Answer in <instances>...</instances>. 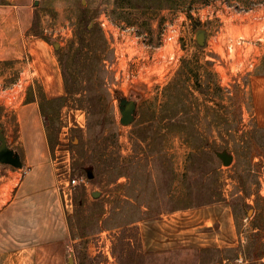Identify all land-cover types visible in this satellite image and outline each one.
<instances>
[{"label":"rangeland","instance_id":"1","mask_svg":"<svg viewBox=\"0 0 264 264\" xmlns=\"http://www.w3.org/2000/svg\"><path fill=\"white\" fill-rule=\"evenodd\" d=\"M18 1L32 4L29 35L45 39L63 77L64 94L55 99L67 103L45 105L46 123L60 179H85L73 189L70 217L78 264H264V126L253 88L264 78V0H174L161 9L131 8V0L0 3ZM65 69L74 95H67ZM19 76L8 73L3 85ZM2 90L0 126L2 103L24 87ZM118 96L137 102L129 126ZM183 123L208 149L194 178L198 158ZM183 199L192 210L228 204L237 243L144 252L140 223L178 211Z\"/></svg>","mask_w":264,"mask_h":264},{"label":"crops","instance_id":"2","mask_svg":"<svg viewBox=\"0 0 264 264\" xmlns=\"http://www.w3.org/2000/svg\"><path fill=\"white\" fill-rule=\"evenodd\" d=\"M34 16L26 1L0 3V89L7 93L24 87L14 102L2 103L1 127L23 167L0 163V264H70L72 257L78 264L70 244L74 188L60 179L37 89L53 100L64 94L63 77L45 39L29 35ZM16 70L20 78L5 87L4 78ZM253 88L258 122L264 126V78ZM140 233L146 253L237 243L234 213L223 203L140 223Z\"/></svg>","mask_w":264,"mask_h":264},{"label":"trees","instance_id":"3","mask_svg":"<svg viewBox=\"0 0 264 264\" xmlns=\"http://www.w3.org/2000/svg\"><path fill=\"white\" fill-rule=\"evenodd\" d=\"M135 1L136 0H131L130 1L131 8H135V9H161V8H163V4L165 2L174 3V0H138V2L143 4V5H139L137 3H134ZM146 2H148V4H151V5H147ZM86 30L88 31V33H92L94 28L93 27L91 28L89 26V24H88L86 26ZM86 48H87V45L82 41L81 42V46L78 48V51H77L78 58L82 59V57L84 56V51H85ZM88 59H90V54L85 52V60H83V61L86 63L88 61ZM63 75H64L65 84H66L67 95L68 96H69V94H71V95L73 94L74 95L75 94L74 91L69 86V85H72V84L69 81L70 77H69L67 69L64 70ZM38 92L40 94V98L43 100L42 104H41V107H42V112H43V115H44L46 121H47L51 111H50V109L48 111L47 108L45 107V105H53V104H58L59 103L60 106H63V105H65L67 103V100L64 97L58 98V99H53V100H48L46 98L45 94L43 93L41 87H38ZM118 98L119 99H127V98H124L122 96H118ZM129 100H131V99H129ZM77 106L81 107V106H83V103L82 102H78ZM184 124L185 123L180 124L179 126H182L184 131H186V134H187L186 136L188 138V141L194 143V145H193L194 151H193V154L191 155V157H192V159L193 158L194 159L198 158V164L199 165H197V167L193 170L192 176H191L192 178H194V176H200L201 175L202 168H203V166H202L203 163L200 162V161H203V159H202L203 155H207L208 154V149H206V147L203 145V143H202L203 146L197 144L198 142H203L202 138L200 137V134H198L197 131H195V129L189 130V128H191V127H189V125H184ZM46 126H47L48 134H49V137H50V145H51L52 151H54L55 147H56V144L54 143L53 138H52V133L50 132L51 128L48 127L47 123H46ZM151 132H155V131H151ZM184 200L185 199H183L182 201H184ZM183 204L184 205L180 206L179 208H177V210H185V209L193 208V207L188 206L186 204V200H185V202ZM200 205L201 204H198L195 207H199Z\"/></svg>","mask_w":264,"mask_h":264},{"label":"water","instance_id":"4","mask_svg":"<svg viewBox=\"0 0 264 264\" xmlns=\"http://www.w3.org/2000/svg\"><path fill=\"white\" fill-rule=\"evenodd\" d=\"M39 2H36L38 5ZM198 43L200 46L205 45L206 35L201 32L197 37ZM55 48L58 50L60 45L58 43L54 44ZM120 110L122 114L121 123L124 126H129L133 124L136 120V111H137V102L129 99H120ZM10 141L6 138L3 128L0 126V163L4 165L12 166L13 168H22L23 163L21 157L14 149H12ZM224 163L229 164L232 160V157L224 156ZM89 179L94 178L92 171L88 172ZM93 196L99 198L101 196L100 192H94ZM70 264H74V258L70 259Z\"/></svg>","mask_w":264,"mask_h":264},{"label":"built area","instance_id":"5","mask_svg":"<svg viewBox=\"0 0 264 264\" xmlns=\"http://www.w3.org/2000/svg\"><path fill=\"white\" fill-rule=\"evenodd\" d=\"M85 179H73V181H70L69 186L71 188H74L77 184H80V182H83Z\"/></svg>","mask_w":264,"mask_h":264}]
</instances>
